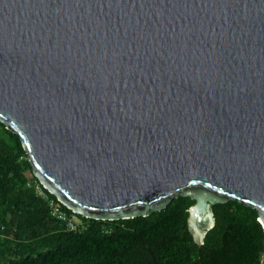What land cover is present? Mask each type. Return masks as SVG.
<instances>
[{
  "label": "water",
  "instance_id": "obj_1",
  "mask_svg": "<svg viewBox=\"0 0 264 264\" xmlns=\"http://www.w3.org/2000/svg\"><path fill=\"white\" fill-rule=\"evenodd\" d=\"M0 121L75 214L190 197L200 244L236 200L264 230V0H0Z\"/></svg>",
  "mask_w": 264,
  "mask_h": 264
},
{
  "label": "trees",
  "instance_id": "obj_2",
  "mask_svg": "<svg viewBox=\"0 0 264 264\" xmlns=\"http://www.w3.org/2000/svg\"><path fill=\"white\" fill-rule=\"evenodd\" d=\"M53 201L78 228L51 214ZM190 197L159 212L114 221L73 213L32 174L17 134L0 121V264H260L257 210L236 200L212 206L215 224L198 244L188 228Z\"/></svg>",
  "mask_w": 264,
  "mask_h": 264
},
{
  "label": "built area",
  "instance_id": "obj_3",
  "mask_svg": "<svg viewBox=\"0 0 264 264\" xmlns=\"http://www.w3.org/2000/svg\"><path fill=\"white\" fill-rule=\"evenodd\" d=\"M49 204L51 206V214L57 219L64 221L69 230H76L78 228V224L73 217H68L53 201H50Z\"/></svg>",
  "mask_w": 264,
  "mask_h": 264
},
{
  "label": "rangeland",
  "instance_id": "obj_4",
  "mask_svg": "<svg viewBox=\"0 0 264 264\" xmlns=\"http://www.w3.org/2000/svg\"><path fill=\"white\" fill-rule=\"evenodd\" d=\"M74 220H76L77 218L76 217H73Z\"/></svg>",
  "mask_w": 264,
  "mask_h": 264
}]
</instances>
